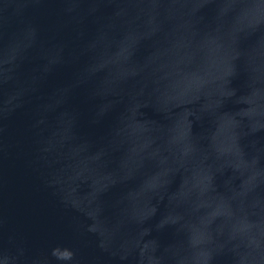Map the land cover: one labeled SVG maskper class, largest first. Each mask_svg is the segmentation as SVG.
I'll list each match as a JSON object with an SVG mask.
<instances>
[{
    "label": "water",
    "instance_id": "obj_1",
    "mask_svg": "<svg viewBox=\"0 0 264 264\" xmlns=\"http://www.w3.org/2000/svg\"><path fill=\"white\" fill-rule=\"evenodd\" d=\"M261 130L264 0H0V264H264Z\"/></svg>",
    "mask_w": 264,
    "mask_h": 264
},
{
    "label": "clouds",
    "instance_id": "obj_2",
    "mask_svg": "<svg viewBox=\"0 0 264 264\" xmlns=\"http://www.w3.org/2000/svg\"><path fill=\"white\" fill-rule=\"evenodd\" d=\"M261 131L264 132V130ZM52 255L59 262V264H74L75 253L70 248L58 247L56 249H53ZM215 259V255L213 253H209L205 257L204 264H215Z\"/></svg>",
    "mask_w": 264,
    "mask_h": 264
}]
</instances>
